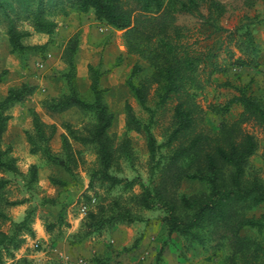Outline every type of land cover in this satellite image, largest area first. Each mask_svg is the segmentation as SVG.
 <instances>
[{
	"label": "rangeland",
	"instance_id": "rangeland-1",
	"mask_svg": "<svg viewBox=\"0 0 264 264\" xmlns=\"http://www.w3.org/2000/svg\"><path fill=\"white\" fill-rule=\"evenodd\" d=\"M208 1L197 0V11L176 14V24L189 30L186 35L191 48L208 52L210 59L221 68L209 76L195 95L202 118L197 129L212 137L218 134L222 122L235 121L242 112L238 104L232 105L226 113L215 111L236 96L237 89L264 106V0H211L217 2L222 11L220 16L211 13L209 18ZM215 17L220 30L209 25ZM52 19L55 28L50 35L34 32L27 21L16 24L18 30L28 33L21 41L23 45L43 46L23 54L10 52L5 26L0 23V73L5 71L0 80V100L9 89L22 84L28 88L26 96L6 110L9 119L0 142L17 167L14 175L0 173V177L6 180L0 197L4 201L21 203L13 206L2 204L1 208L12 221L21 220L26 211L31 210L34 233L33 236L25 235L21 247L11 258H3L0 264H61L67 259H81L84 264H93L96 259L106 264H154L155 255L164 240L162 211L140 208L133 198L140 192L137 186L126 189L122 185L109 187L105 183H97L89 188L88 171L96 165L91 147L69 141L77 158L75 176L71 178L60 168L46 164L38 154H30L26 133H32L31 111H34L44 123L55 125L56 131L49 144L54 153H59V135L64 132L61 123L81 130L92 122L89 114L77 108H70L53 118L42 108L45 100L55 99L67 91L61 78L67 69L62 56L74 36L78 40L74 57L76 88L88 98L90 80L87 66L99 68L102 72L99 84L105 89L104 101L113 114L108 134L114 146L123 137L130 144L132 163L117 158L110 170L112 175L125 180L138 177L148 183L146 135L129 130L125 125L126 103L138 120L143 123L150 120L149 113L138 105L125 85L132 66L136 63L142 68L134 82L143 80L149 85L147 106L154 110L151 132L157 144H162L173 128V103L168 101L163 106L155 105L156 87L150 80L153 70L144 59L127 53L122 31L95 21L91 12L82 14L69 10L66 15L58 14ZM245 30L251 33L255 57L244 49ZM117 58H120L119 66L108 71ZM241 128L257 143V150L248 161V172L254 170L264 186V128L254 121L242 124ZM176 145L177 142L173 146ZM166 149L160 148L163 153L167 152ZM32 165L36 166L34 177L30 172ZM203 191L205 185L202 182L191 180H184L178 190L185 195ZM82 208L84 212H81ZM60 210L62 221L58 222ZM123 210H129L135 220L106 224L99 231L88 232L89 213L97 218H108ZM262 212L264 204L249 215L257 217ZM8 227V222L0 223L1 230L7 231ZM240 234L264 244V232L244 227ZM137 238L140 242L136 248L123 250ZM172 240L173 244L163 250L161 264H229V251L211 241L200 247L178 235H173Z\"/></svg>",
	"mask_w": 264,
	"mask_h": 264
},
{
	"label": "trees",
	"instance_id": "trees-1",
	"mask_svg": "<svg viewBox=\"0 0 264 264\" xmlns=\"http://www.w3.org/2000/svg\"><path fill=\"white\" fill-rule=\"evenodd\" d=\"M197 9V0H0V23L5 26L11 53L23 54L43 47L23 45L21 41L28 33L18 30L17 23L27 21L34 32L50 35L55 28L53 16L66 15L69 10L82 14L91 12L95 21L122 31L127 53L136 54L152 68L150 80L156 87L155 105L163 106L168 101L173 103V128L165 141L157 144L151 132L154 110L147 106L149 85L143 80L134 82L142 68L136 63L132 66L125 85L138 105L149 113L150 120L146 123L138 120L126 103L125 125L129 130L146 135L148 183L138 177L125 180L112 175L110 170L117 158L132 163L130 144L123 137L114 146L108 134L113 114L104 101L105 89L99 84L102 74L99 68L87 66L90 80L88 98L76 88L74 57L78 40L74 36L62 56L67 69L61 78L67 91L55 99L45 100L42 108L51 118L70 108H77L89 114L92 122L81 130L61 123L64 132L59 135L60 152L54 153L49 141L55 134V125L44 123L31 111L32 133H26L29 153L38 154L46 164L60 168L73 178L77 158L69 141L76 142L91 147L96 157L95 167L88 171L89 188L97 183H105L109 187L122 185L126 189L137 186L140 192L133 197L136 204L142 209L160 210L163 213L164 240L155 255L154 264H161L163 250L173 244V235L200 247L209 241L225 247L230 255L229 264H264V244L240 234L244 227L255 229L258 233L264 232V212L257 217L249 215L264 204L263 183L254 170L248 172V161L255 154L257 143L251 134L241 128L249 121L264 128V106L237 89L236 96L215 110L226 113L232 105L238 104L242 112L237 120L222 122L218 134L212 137L197 129L202 118L195 101L196 92L212 73L221 71L208 52L196 51L188 45L186 32L189 30L176 24V14L191 13ZM207 10L208 18L211 13L220 16L222 7L210 0ZM216 19L213 18L209 25L220 30L215 24ZM245 32L244 49L255 57L251 33L248 30ZM119 61L120 58H117L108 71L119 66ZM4 73V70L1 71L0 80ZM27 89L26 84L9 89L0 100V142L9 119L6 110L13 103L21 101L28 93ZM175 142L177 145L173 146ZM162 147L167 148L166 153L161 152ZM7 153L0 143V173L14 175L17 173L15 160ZM30 172L34 177L35 165L30 167ZM184 180L202 182L205 191L192 195L179 193ZM5 184L6 180L0 177V191ZM20 203L4 201L0 197V223H9L7 231L0 229V262L13 256L14 251L21 247L25 235H34L31 210L26 211L21 220L12 221L1 208L2 204L13 206ZM87 219L88 232L91 233L99 231L106 224L133 222L135 217L129 210H123L108 218H97L89 213ZM61 221L60 210L58 222ZM139 242L140 238H137L123 250L130 251ZM93 264L106 262L96 259Z\"/></svg>",
	"mask_w": 264,
	"mask_h": 264
},
{
	"label": "built area",
	"instance_id": "built-area-1",
	"mask_svg": "<svg viewBox=\"0 0 264 264\" xmlns=\"http://www.w3.org/2000/svg\"><path fill=\"white\" fill-rule=\"evenodd\" d=\"M84 208L81 209V212H84ZM61 264H84L83 261L81 259H78V260H65L63 262H61Z\"/></svg>",
	"mask_w": 264,
	"mask_h": 264
}]
</instances>
